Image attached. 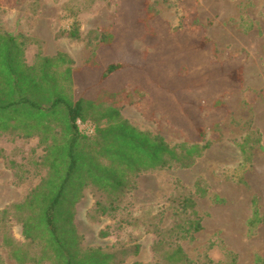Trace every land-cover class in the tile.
<instances>
[{"label":"rangeland","instance_id":"1","mask_svg":"<svg viewBox=\"0 0 264 264\" xmlns=\"http://www.w3.org/2000/svg\"><path fill=\"white\" fill-rule=\"evenodd\" d=\"M196 1L0 0V34L24 37L28 66L40 56L66 53L80 70L78 96L118 92L115 107L138 130L161 135L170 146L210 144L191 168L139 175L136 188L109 217L96 211L106 198L92 188L85 191L75 217L82 247L113 253L116 264H168L175 244L187 264H264V0ZM74 22L80 39L61 36ZM98 29L114 30L119 50L117 57H99L93 69ZM205 39L208 49L194 51ZM113 62L127 64L125 73L104 88L100 76ZM233 69L241 72L235 82ZM155 86L177 92L179 104L168 100L161 106ZM169 104L175 113L168 112ZM185 110L199 118L204 140ZM249 136L252 164L243 170L241 146ZM44 156L38 138L0 136V211L23 201L46 177ZM185 197L195 201L203 227L192 237L186 231L197 217L175 203ZM9 229L24 242L15 218ZM0 264H17L1 232Z\"/></svg>","mask_w":264,"mask_h":264},{"label":"trees","instance_id":"2","mask_svg":"<svg viewBox=\"0 0 264 264\" xmlns=\"http://www.w3.org/2000/svg\"><path fill=\"white\" fill-rule=\"evenodd\" d=\"M98 31L99 44L89 65L93 69L99 65V57H117L119 50L114 30ZM61 36L79 40L81 34L77 22L68 32H61ZM23 39L21 35L0 34V136L38 138L45 148L41 166L46 170V177L23 201L0 211L2 245L17 264H116L115 254L102 248L82 247L75 217L85 191L92 188L106 198V205L97 202L96 211L109 217L136 188L135 179L139 175L191 168L210 144L170 146L161 135L138 130L115 107L120 93L101 89L95 99L86 96V91L77 95L75 85L80 70L73 68L74 62L68 54L40 56L33 66H28L24 60ZM208 43V39L202 40L194 51L207 50ZM126 65L123 62L108 64L100 76L103 87L113 86L118 78L115 75L124 74ZM229 75L231 82H235L241 72L233 69ZM154 93L162 98L161 106H167L168 100L179 104V94L171 88L155 86ZM166 109L175 113L170 104ZM185 112L193 118L197 135L204 140L199 118L191 111ZM186 116L184 118L188 119ZM79 122L93 128V133L81 129ZM249 142L250 136L241 146L243 170L252 164V157L246 150ZM197 193L200 197L206 196L199 183ZM175 203L180 206L178 208L197 217L189 223L186 233L191 232L192 237L202 231L193 198L185 197ZM253 207L254 223L258 220L256 202ZM11 218L22 227L23 243L17 242L10 232ZM177 229L178 235L183 228L179 225ZM166 259L168 264H187L188 261L178 244L167 252Z\"/></svg>","mask_w":264,"mask_h":264},{"label":"built area","instance_id":"3","mask_svg":"<svg viewBox=\"0 0 264 264\" xmlns=\"http://www.w3.org/2000/svg\"><path fill=\"white\" fill-rule=\"evenodd\" d=\"M79 125L81 126V129L87 130L90 134L93 133V128L82 125L80 122Z\"/></svg>","mask_w":264,"mask_h":264}]
</instances>
